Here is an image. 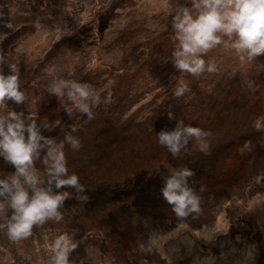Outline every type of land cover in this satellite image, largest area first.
<instances>
[{
    "label": "rangeland",
    "instance_id": "rangeland-1",
    "mask_svg": "<svg viewBox=\"0 0 264 264\" xmlns=\"http://www.w3.org/2000/svg\"><path fill=\"white\" fill-rule=\"evenodd\" d=\"M186 4H190V0H17L15 3L0 0V55L16 64L26 97L23 103L8 101L5 106H0V115L12 109L24 112L37 123L47 120L49 127L42 128V134L57 142L64 140L66 134L76 136L82 142L89 132L100 133L99 138L89 143L88 156L82 154L85 149L82 143L75 151L65 143L69 174L76 173L85 189L101 185L109 193L117 191L121 194L125 188L128 192L130 188L126 186H132L135 180L145 181L157 174L165 177L167 169L187 167L189 162L200 157H204V161L210 160L208 154L212 149L225 147L230 141L229 135L242 133L243 127L252 128V121L264 114V54L251 62H242L234 50L218 46L204 56L206 61L210 58L217 65L218 71L205 72L198 77L179 72L171 61L172 35L160 41L158 34L166 27L172 30L171 17L180 5ZM27 5L33 6L32 11H26ZM144 48L153 55L143 69L145 73L153 72L152 80L144 82L145 88L140 92L143 99L120 118L134 116L135 123H144L145 117L155 121L152 117L159 112L160 130L143 141V146L150 148V140H157L156 134L162 130L165 119L163 110L156 105L164 102L169 93L172 103L169 107L174 109L175 102L179 106L185 95L186 102L195 96L220 100L229 95L217 106L218 117L212 121L210 118L197 121L194 114L170 122L168 130L182 120L186 125L209 131L208 154L198 152L190 142V151L181 153L178 158L160 145L167 151L160 161L155 152L147 150L141 154L144 160L136 156L133 158L136 160L113 161L115 158L111 159L109 155L117 150L120 142V132L115 134L121 122L114 119L117 114L112 115L107 109L97 115L99 122L85 120L73 101L65 96L60 102L47 91L53 80L61 78L87 83L94 94L104 88L108 91L117 81L105 82L102 74H110V67L115 70L127 67L129 58L126 54L130 50L138 53ZM157 52L162 53L159 60L155 58ZM4 72H8L6 66ZM84 75L88 77L85 79ZM180 82L187 84L189 91L176 97L174 90ZM158 84L164 88L155 89ZM164 89L167 92L162 95ZM108 102L114 107L115 100L110 98ZM96 110L93 108V113ZM214 120L218 121L215 123ZM73 127L75 132H72ZM143 130L152 132L148 128ZM131 144L128 140V150ZM223 157L220 162L223 165L218 163V167L226 166L228 156ZM36 168L41 175L45 174V166L40 161L36 162ZM254 170L259 173L242 181L243 189L250 186V194L226 197L227 194L217 198L208 195L209 187H204L200 213L183 219L173 215L166 222L167 218L155 220L148 210L137 214L130 210L132 214L110 210L108 220L100 222L96 213L100 208L95 212L83 211L91 207L93 200H90L87 207L81 201L72 203L80 208L64 206L62 221L50 220L34 227L32 236L24 240H9L6 227H0V264H49L52 239L61 233L73 235L78 242L69 257L71 264H105V260L108 264H199L204 261L205 264H256L253 261L256 245L248 241L244 232L249 223L253 224L261 230L264 246V172L259 168ZM14 171L0 158V178ZM85 178L90 181L83 182ZM237 183L236 191H239L241 182ZM88 197L93 195L88 194ZM72 199L75 198L65 203H71ZM127 199L132 200V197L129 195L125 201ZM165 202L162 199V203ZM112 207L109 205V209ZM10 214V210L0 214V225ZM180 221L183 222L176 223Z\"/></svg>",
    "mask_w": 264,
    "mask_h": 264
},
{
    "label": "clouds",
    "instance_id": "clouds-1",
    "mask_svg": "<svg viewBox=\"0 0 264 264\" xmlns=\"http://www.w3.org/2000/svg\"><path fill=\"white\" fill-rule=\"evenodd\" d=\"M171 28V61L179 72L198 77L205 72L218 71L210 58L207 61L204 58L218 46L234 50L242 62H251L264 54V0H190V4L176 9L171 17ZM4 66L8 68L7 73ZM47 91L60 102L66 96L88 119L94 117V107L111 98V92L102 99L87 83L65 78L53 80ZM187 91V84L180 82L174 95L181 97ZM25 98L16 64L0 55V106H5L8 101L20 104ZM168 118H174L171 110ZM48 127L47 120L37 123L22 111L9 109L0 115V158L15 169L0 178V214L9 210L11 213L0 227H6L11 241L29 238L34 227L50 220L62 221L66 200L75 198L87 202L89 199L79 176L69 174L66 163L65 143L75 151L81 146L80 139L66 134L64 140L57 142L55 138L42 134L41 129ZM252 127L264 133V114L252 121ZM75 130L73 127L72 132ZM210 134L201 127L186 125L179 120L175 128L161 130L156 137L159 145L178 158L181 153L190 151V142L192 148L208 154L207 138ZM37 161L45 166L44 175L36 168ZM193 175V170L188 167H175L169 168V174L164 177L160 193L177 219L201 211L200 195L189 180ZM77 247L73 235H55L50 245L49 264H71L69 257ZM105 264H108L107 260Z\"/></svg>",
    "mask_w": 264,
    "mask_h": 264
},
{
    "label": "trees",
    "instance_id": "trees-1",
    "mask_svg": "<svg viewBox=\"0 0 264 264\" xmlns=\"http://www.w3.org/2000/svg\"><path fill=\"white\" fill-rule=\"evenodd\" d=\"M13 1L14 3L17 2V0L16 1L13 0ZM53 1L54 0H52V2ZM27 7L28 10L26 11L28 12L32 11L33 6L27 5ZM172 34H173L172 30L166 27L164 31L158 34V37L160 41H165L167 37L168 36L171 37ZM165 53L166 52H164V54ZM126 55L129 58L127 67L117 70H115V68L110 67V74L106 72L102 74L105 82L109 80L113 82L117 81L115 86L114 83L111 84L112 86L108 91L104 88L103 91L98 93L101 97L102 94L104 95L102 97L103 99L105 96H107L109 92H111V99L115 100L114 107L108 105L109 102H107V104L101 103L100 105H97L94 108L98 110L94 112V117L91 120H96L99 122V118L97 117V115H99L102 110L105 111L108 109L109 113H111L112 115L117 114V116L114 117L115 120L121 121L119 124V130L115 131L116 135L120 132L118 134L119 135L118 141L120 142L117 143L119 146L117 147L116 151H112L109 155L111 159L115 158L113 159V161H128L126 160L127 158L133 159L136 158V156H140L143 159L141 154L145 150L155 152V156L158 158V161H160V159L161 160L164 159V156H166L167 151L163 148H160V145L157 143V140L155 142L154 139L150 140L149 142V144L151 145L150 148H146L143 146V141L145 140V137L149 138L151 135H154L153 133H156L158 132V130H160V119H157L160 116V113L158 112V115L152 117L155 121H151L149 117H145L143 119L145 121L144 123H135L134 116H130L125 119L120 118L122 115L126 114V111L130 109L132 105L137 104L143 99L144 96L140 94V92L143 91V89L145 88L144 82L147 81L150 83L153 77V72L151 74L145 73L143 69L147 65H149L151 59L150 57H152L153 55H150L149 51L145 48L144 50H141L138 53L132 52L130 50ZM161 55L162 53L158 54L157 52L155 55L156 60H159ZM164 61H162L161 64L164 65ZM134 65H136V67H134ZM87 77H88L87 75H84L85 79ZM154 87L155 89L156 88L162 89L164 88V85L158 84L157 86ZM105 91H107L106 94ZM166 92L167 89H164L162 95H164V93ZM189 96L190 95H188V97ZM228 96L225 95L220 100H217L213 97L203 98L202 96H195L193 99L190 97L191 99L187 100L186 102L185 101L186 95H185L183 100L180 101V105L181 103L183 104L181 106L180 105L177 106L176 105L177 101H176L175 109H174L169 107L172 105L170 101V93H169V95L166 96V99L164 101L165 103L160 102L158 103L159 105H156L159 109L161 108L163 110L162 115L165 117V119H163L162 130H168L170 127V122L173 121L174 119H179L181 116L188 117L189 115L191 116L196 114L195 118L197 119V121L199 119H203L207 121L209 118L210 121H212L214 118L218 117L217 106L222 104V102L225 101V99H227ZM124 105L127 106L126 109L123 110ZM170 110L174 114L173 119L168 118V112ZM226 112L228 114V111ZM79 115L81 117H84L85 120H89L86 114H79ZM214 121L216 123L218 120H214ZM145 128H148L152 132L146 133V131L143 130ZM245 128L246 127L242 128V133L235 132L234 135L232 136L229 135L230 141L222 149H218L217 147H215V149H212L211 152L208 154V156H210V160L204 161V159H200V160L198 159L195 160L198 162L195 161L189 162V165L187 167L192 169L194 172V175L189 178L190 184L198 192L200 197L204 191L203 189L204 187H209V189L207 190L208 195H214V196L216 195L215 197L217 198L225 197L227 194L228 195L226 197L233 195H241L242 190L244 188V186L242 185V181H246L243 180L242 178L246 173L248 161H260V160L264 161V133L259 132V135H256L254 137H248V139L245 140L244 139L245 134L243 133V130H245ZM121 133L123 134V137H121ZM99 136L100 133L96 134L94 132L92 133L89 132L87 137L81 142L83 145H85L84 146L85 149H82V154H84L85 156L89 155V149H88L89 143L94 138H99ZM128 140L129 142L132 143L131 144L132 146H130L129 150L127 145ZM223 156H228L227 164L226 166L218 167L219 166L218 162L224 160ZM216 164L217 166L215 170L217 169V171L214 170L215 171L214 175L212 173H208L204 171V169L209 170ZM220 165H223V163H220ZM168 174H169V170L167 169V175ZM89 181L90 179L87 178L83 180V182H89ZM233 182H241L239 184L241 190L235 191L233 189H230L231 187L230 184ZM163 183H164V174L162 175L157 174V175H153L152 177L146 178L145 181L135 180L134 182H132V186H129V184L126 186L130 188L129 191L127 192V188H125L124 189L125 191L121 190L123 192L121 194L117 191H113L109 193L108 190L105 191V188L102 189L101 185H97L94 187L92 186L86 188L87 190L86 189L85 190L87 191L88 194H92L93 197L88 199L87 202H80V203L86 206L88 205L90 200H93L91 207L86 206L87 208L84 209L83 211L87 210V211L95 212L98 208H100V212H96L97 215H99L97 216V219L100 222L104 220H108L107 216L111 212L110 210H112L115 213L122 211L124 213H130V214H132V212L137 214V212H145L148 210L149 212H151V215L155 217V220L162 221L163 219L167 218L166 222H168L170 221V217H172L174 214L172 213L171 206L169 204H167L166 202L165 204L162 203L163 198L160 193V188L163 186ZM201 189L203 190L201 191ZM68 190L72 191V189L70 188ZM129 195L130 197H132V200L127 199V201H130L127 203V201L125 200L126 197ZM73 202H75L74 204H77L78 200L72 199L71 203H65V206L66 205L72 206ZM121 203L122 205H120ZM111 204L113 207L109 209V205ZM72 207L80 208V206L78 205ZM124 208H126L127 210ZM128 210L132 212H129ZM182 222L183 221L176 223L181 224Z\"/></svg>",
    "mask_w": 264,
    "mask_h": 264
},
{
    "label": "flooded vegetation",
    "instance_id": "flooded-vegetation-1",
    "mask_svg": "<svg viewBox=\"0 0 264 264\" xmlns=\"http://www.w3.org/2000/svg\"><path fill=\"white\" fill-rule=\"evenodd\" d=\"M244 139L247 140L248 136L245 135ZM207 165V162H206ZM213 166V165H212ZM217 164L214 165L212 168H210L209 170H205L208 173H212L214 175V172L216 171ZM260 169L261 171L264 172V161H248L247 163V169H246V173L243 176V180L248 181V179L250 180L254 174L259 173V172H254V169ZM215 170V171H214ZM250 186L248 185L247 187H245L246 189L242 190L241 194H250V191L248 190ZM87 190V189H86ZM90 190V189H88ZM245 232V237L248 239V241L250 242H254L256 245V251L255 254V258H253V261L256 264H264V246L262 244L263 241V235L260 229H257L253 226V224L249 223L248 227L244 229Z\"/></svg>",
    "mask_w": 264,
    "mask_h": 264
},
{
    "label": "bare ground",
    "instance_id": "bare-ground-1",
    "mask_svg": "<svg viewBox=\"0 0 264 264\" xmlns=\"http://www.w3.org/2000/svg\"><path fill=\"white\" fill-rule=\"evenodd\" d=\"M243 133L245 134V135H247L248 137H254V136H256V135H259V132L258 131H256L255 129H253V128H245V130H243ZM262 154H263V152H262ZM204 159V157H201V159ZM195 160H197V159H195ZM195 160H193V161H195ZM200 160V159H199ZM195 162H198V161H195ZM218 163H220V162H218ZM219 165V164H218ZM216 171H217V169H216ZM239 181V180H238ZM231 186V187H230ZM230 189H232V188H235V191H236V189H237V187H238V183L237 182H233V183H231L230 184ZM238 191V190H237ZM206 262L204 261L203 263H199V264H205Z\"/></svg>",
    "mask_w": 264,
    "mask_h": 264
}]
</instances>
